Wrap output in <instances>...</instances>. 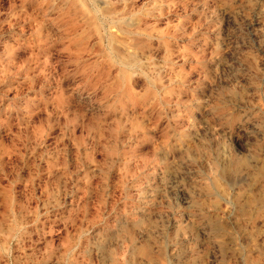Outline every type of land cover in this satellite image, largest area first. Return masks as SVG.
<instances>
[{
  "label": "rangeland",
  "instance_id": "374dc122",
  "mask_svg": "<svg viewBox=\"0 0 264 264\" xmlns=\"http://www.w3.org/2000/svg\"><path fill=\"white\" fill-rule=\"evenodd\" d=\"M0 264H264V0H0Z\"/></svg>",
  "mask_w": 264,
  "mask_h": 264
}]
</instances>
